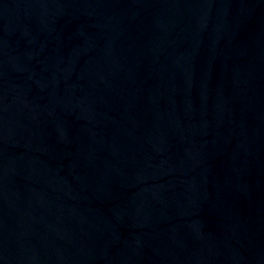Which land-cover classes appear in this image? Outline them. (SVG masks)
Returning a JSON list of instances; mask_svg holds the SVG:
<instances>
[{
    "label": "water",
    "instance_id": "obj_1",
    "mask_svg": "<svg viewBox=\"0 0 264 264\" xmlns=\"http://www.w3.org/2000/svg\"><path fill=\"white\" fill-rule=\"evenodd\" d=\"M0 264H264V0H0Z\"/></svg>",
    "mask_w": 264,
    "mask_h": 264
}]
</instances>
